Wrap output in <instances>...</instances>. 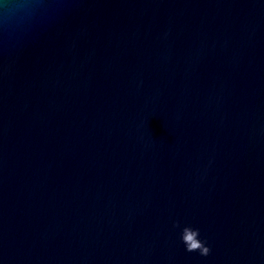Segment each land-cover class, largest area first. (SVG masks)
I'll list each match as a JSON object with an SVG mask.
<instances>
[{"label": "water", "instance_id": "obj_1", "mask_svg": "<svg viewBox=\"0 0 264 264\" xmlns=\"http://www.w3.org/2000/svg\"><path fill=\"white\" fill-rule=\"evenodd\" d=\"M0 264H264V0H0Z\"/></svg>", "mask_w": 264, "mask_h": 264}, {"label": "clouds", "instance_id": "obj_2", "mask_svg": "<svg viewBox=\"0 0 264 264\" xmlns=\"http://www.w3.org/2000/svg\"><path fill=\"white\" fill-rule=\"evenodd\" d=\"M191 228V229H194L197 233H198V240H199V242H200V248H198V249H189L188 247V250H190V251H192V250H200L204 255H207L208 254V252H209V248L207 247V246H205V243H204V241L200 238V229L198 228V227H196V226H194V225H191V224H188V225H185L184 227H183V229H182V232H181V238H182V241L183 242H185V240H184V229L185 228ZM185 244H186V242H185ZM186 246H187V244H186Z\"/></svg>", "mask_w": 264, "mask_h": 264}]
</instances>
